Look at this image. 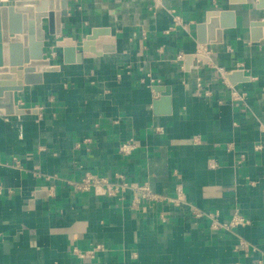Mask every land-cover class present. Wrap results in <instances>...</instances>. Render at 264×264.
Listing matches in <instances>:
<instances>
[{"label": "crops", "instance_id": "1", "mask_svg": "<svg viewBox=\"0 0 264 264\" xmlns=\"http://www.w3.org/2000/svg\"><path fill=\"white\" fill-rule=\"evenodd\" d=\"M65 1L61 34L43 47L58 70L13 93L27 114L0 109V264H264V38L249 34L264 9L257 0ZM222 10L233 28H220ZM210 14L216 24L200 42ZM93 32L87 51L72 54L81 61L65 64L56 42ZM231 72L246 81L232 84ZM128 141L135 149L121 154ZM85 174L180 193L183 203L134 209L130 192L76 190ZM235 213L248 223L220 227ZM96 246L91 258L74 255Z\"/></svg>", "mask_w": 264, "mask_h": 264}, {"label": "water", "instance_id": "2", "mask_svg": "<svg viewBox=\"0 0 264 264\" xmlns=\"http://www.w3.org/2000/svg\"><path fill=\"white\" fill-rule=\"evenodd\" d=\"M7 0L0 4V81L20 80V84H7L0 82V109L6 115H23L28 110L18 109L13 102V93L22 90V85H35L42 82L43 73L58 70L57 66L50 64L43 57L45 35L54 36L61 34V18L67 15V2L62 0ZM59 2V3H58ZM60 4L59 8L58 5ZM45 5L49 12H45ZM39 7L35 10V7ZM54 7V8H53ZM257 8L264 9V0H257ZM55 11V12H53ZM220 28L229 29L235 26L234 13L231 11L218 12ZM41 18L47 20V33L42 30ZM216 24L214 15H209L208 21L197 27L200 42L204 30ZM36 27V36L33 27ZM29 32V34H27ZM250 39L257 41L264 38V23H253L249 28ZM95 33L87 36L83 41L72 38H63L56 42L62 50V59L65 64L80 62L82 54L75 55L76 48L86 52ZM226 78L232 84L245 82L246 78L239 72H231ZM165 100H162L164 103ZM161 104V103H160Z\"/></svg>", "mask_w": 264, "mask_h": 264}, {"label": "built area", "instance_id": "3", "mask_svg": "<svg viewBox=\"0 0 264 264\" xmlns=\"http://www.w3.org/2000/svg\"><path fill=\"white\" fill-rule=\"evenodd\" d=\"M5 2H7V0H0V4ZM230 92V96L233 100H243L242 94H237L232 89ZM135 147L136 146L132 141H128L120 146L119 152L121 154H128L132 152ZM74 188L78 191H92L96 196L106 198H122V196L126 192H130L131 194H133L131 207L134 209L138 208L142 203H183V199L180 193H178L175 199H171L159 196L158 194L154 193L147 184L129 183L124 181L123 179H120L119 181H110L107 178L96 177L92 176L91 174H85L79 183L74 184ZM193 217L200 218L202 217V214L195 211L193 212ZM247 223L248 222L245 219L235 213L229 223L224 224L223 226L220 225V227L230 229L237 226H244ZM215 226H218V224L216 223ZM236 248L241 250L245 255H247L250 250V247L242 242ZM97 250H100L99 246H96L93 250H89L83 253L74 250V255L79 258H91ZM259 264L262 263L259 261Z\"/></svg>", "mask_w": 264, "mask_h": 264}]
</instances>
